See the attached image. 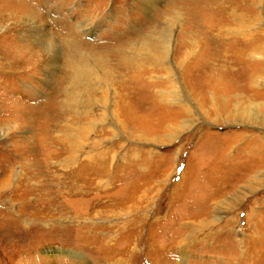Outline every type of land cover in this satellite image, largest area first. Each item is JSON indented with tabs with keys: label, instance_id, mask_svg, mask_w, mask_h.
I'll return each instance as SVG.
<instances>
[{
	"label": "rangeland",
	"instance_id": "374dc122",
	"mask_svg": "<svg viewBox=\"0 0 264 264\" xmlns=\"http://www.w3.org/2000/svg\"><path fill=\"white\" fill-rule=\"evenodd\" d=\"M231 1L236 16L225 31L264 45V0ZM141 2L0 0L5 31H14L21 6L33 8L52 35L55 53L47 87L41 66L24 77L0 72V135L6 125H20L18 106L51 103L69 114L57 137L89 126L91 138H103L99 148L109 152L104 190L95 176L89 196L71 200L78 227L58 213L60 221L38 220L35 185L47 176L41 154L44 174L30 175L35 189L25 183L20 191L0 186V264H264L263 243L256 252L246 248V241L264 237V167L257 166L264 163V64L258 63L264 53H254L251 63L220 61L219 51L194 59V33L182 35L189 21L182 1L160 0L148 12ZM86 24L93 29L89 36L83 33ZM66 25L75 30L68 33ZM76 32L93 48L70 49ZM170 33L173 50L166 60L163 41ZM22 46L14 32H2L0 62ZM101 46L122 47L125 67H113L110 77L107 55L96 49ZM182 46L186 55L176 53ZM118 79L127 97L120 115L112 111L120 101L108 90V82ZM30 127L0 140V183L9 170L30 171L28 144L22 143L39 130ZM43 145L41 140L36 147ZM88 209L85 223L80 219ZM189 236L197 241L193 247L175 249L177 239ZM247 249L250 259L243 258Z\"/></svg>",
	"mask_w": 264,
	"mask_h": 264
},
{
	"label": "bare ground",
	"instance_id": "6f19581e",
	"mask_svg": "<svg viewBox=\"0 0 264 264\" xmlns=\"http://www.w3.org/2000/svg\"><path fill=\"white\" fill-rule=\"evenodd\" d=\"M181 1L183 5H185V7L183 8V11L185 12L184 14L189 19L187 26H183L184 32L182 35H187L189 33L188 31H192L194 33V35L190 36L192 37V41H194V43L192 44V51L188 49L190 53L189 55H191L193 52H196V54L193 55L194 59L196 58L200 59L204 55V52L207 51H214V52L219 51L217 53L218 54L221 53V56L219 57L220 61L222 58L227 60L232 58L236 60V62L238 63H251L255 60L254 53H256L259 50L262 51V54L264 53V45H262L260 41L257 40L258 38L255 40H250V38L245 36V34H240L241 35L240 37L237 34H233L225 31L226 26L228 24H231L234 19V16H236L234 12L235 10L234 3L231 0H181ZM159 2L160 0H142L141 4L143 5L144 12H148L152 9L153 6L157 5ZM19 10L20 13L21 11L23 13H21V19L14 24V31L13 30L5 31L6 28L0 26V34L2 32L3 33L14 32L19 37V39L22 40L23 43H25L26 46H22L20 49L13 51L8 57L2 56L3 57L2 59L4 61L0 62V72L12 73L14 75L17 74L22 75L27 72L36 71L37 66L38 68L39 66H41L40 68H42L43 73H45V81H42V83L45 84L44 85L45 87H47L51 80V76H52L51 69H52L53 61L55 60L54 58L55 53L52 51L53 45L51 43V41L54 42V40L51 39L52 35L48 30L47 26L37 21V19L40 20L43 19L39 13L34 12L33 8H29L27 6H21ZM9 28L10 26L8 27V29ZM80 28L81 27H79L78 29ZM83 28H87L86 30L83 31V33L88 34V36L93 33L92 27H89L88 24H86V27ZM65 30L67 32L68 31L73 32V30H75V27L66 25ZM172 36L173 35L170 33L169 36L166 38V40L163 41L164 57H166V60L169 59L170 54L172 53L173 50ZM80 37L81 35L79 32L75 34V37L73 38L74 40L70 41L68 47L74 50V52H77L78 49L87 50L89 48H93L90 44L82 41ZM28 42L30 43L29 45L33 46V48L29 47L26 44ZM116 42L115 44L117 45ZM240 44L243 45L242 48L238 50L236 49V51H234L237 52L236 53L237 55H234V52H230V48L232 46H233L232 48L235 49V47H237ZM184 48L185 46L179 47V49L176 50V53L178 55H186L187 51L184 52L183 51ZM96 49H99L100 52L107 55L108 65L107 64L105 65V70L107 71L106 73L108 74H106V76L110 77L111 75L110 70L113 67H115L117 71L122 70L123 68L121 67H125V61L121 50L122 49L121 46H117V47L101 46V47H97ZM228 51L229 53H231L230 57L228 56L229 54ZM182 52L183 54H181ZM175 60L178 62L176 56H175ZM258 63L263 65L264 57L259 58ZM9 66H13L15 69ZM79 74L80 76H82L81 75L82 73ZM135 80H137V82H139L140 80L143 81L142 78L141 79L138 78ZM108 90H110L118 99V101H120L117 102L114 109L112 110L114 113L120 115L122 111L123 112L124 110L126 111V107L123 106L122 104L123 101L127 99L126 95H124L126 88L124 87V84L121 83L119 84V79H118V82L116 83L108 82ZM132 96H134V94ZM152 99H154L156 104H160L162 106L163 104L162 98H158L154 96ZM17 108H19L18 111L19 113H21V116L19 115L20 125L17 124H14L13 126L6 125L7 128L5 129L2 128V131L4 132L3 135H0V140L2 139L5 140L9 136L7 132L16 130V128H20V126L32 127V125H37L38 126L37 128H39V130H38V134L36 135L34 134V138L31 141L27 139L25 143H22L26 145L28 144L27 149L29 150V155L27 157L28 159L26 160L29 161V164H27V166L29 165L30 171L28 173H25L23 171L15 172L14 169L9 170L8 173L10 176L6 174L5 179L0 183V186L9 187V188L11 187L13 188V191L14 190L20 191L21 189H24L22 183H25L26 186L28 185L29 189L34 188V186L30 183V181L32 180L31 176L36 177L44 174L43 172H40L41 170L39 168H41L40 167L41 164H39V161L37 160L38 154H41V157L43 159L42 167L46 169V174L44 175L47 176L42 181L40 180L41 182L37 184L38 186L34 184L37 188V189L34 188L35 191L39 192L38 196L36 197V201L38 203L35 206L41 210L39 212L40 219L38 218V220L48 219V222L50 220L60 221V219H56V218H59L58 214H61L64 215L66 219L70 220L69 226L71 228L78 227L79 224L82 225V223H79L78 221L79 216L75 215L77 209L75 210L73 208V207H77L76 202L71 200L75 198L76 200L78 198L85 199L87 196H89L93 186V184L91 186V183L94 182L95 176L100 178V183L97 184L98 189L104 190V184L102 185L101 183L103 181H106L104 179H107L108 169H109V165H108L109 152L108 150H104L103 148L100 149L103 146L102 144H104L103 143L104 139L103 138L98 139L100 137H95L94 139H92L91 138L92 131L89 130V126L88 129L86 130H80L78 128V129H74L75 132L70 135L65 134L64 136H62V138L57 137L56 133L58 132V130L61 131L64 128L61 125L69 114L61 113V111L58 108L57 111L56 109L53 108V105L51 103H47L32 108L30 106L29 107L18 106ZM103 132L104 131H101L100 133ZM41 140L43 141L44 145L40 147L38 146L36 147L37 142H40ZM257 166L263 168L264 163L261 162ZM259 174L258 175L254 174L255 177L253 178L254 181L256 182L258 181V183L259 181L261 182L262 180ZM231 188L233 189V187ZM40 193H42V195ZM60 197H63L62 199L64 201H60L61 199ZM66 202L68 203L73 202V203L67 204ZM90 211L88 209L87 212L83 214V216L85 217H83V219L80 220H83V222L85 223L89 222L91 215ZM52 227L56 228L57 225L54 224V226ZM82 228L88 229V224H85ZM254 238L255 239L250 238L251 240L246 241L247 243L246 248H248L249 246L250 250L254 249L255 251L259 247L258 246L259 243L261 245L262 243L264 244V237L255 236ZM260 240H262V242H260ZM196 242L197 241H195V239H193L190 236L188 238L180 237L179 239H177L175 243L176 245L175 249H179L180 247L185 245L189 247H193V245H195ZM242 243L243 242H241V244ZM250 250L247 249L246 253H244L245 255H243V258L248 257L250 254L253 253V252L251 253ZM44 253L49 254L51 256L58 254V252H55L53 250H48L45 251ZM77 255L83 258L80 254ZM249 257L248 259H250ZM183 260H184L183 262H185L186 257H184Z\"/></svg>",
	"mask_w": 264,
	"mask_h": 264
}]
</instances>
